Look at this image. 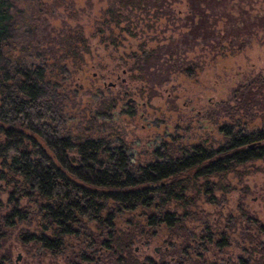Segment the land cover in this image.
<instances>
[{
    "label": "trees",
    "instance_id": "obj_1",
    "mask_svg": "<svg viewBox=\"0 0 264 264\" xmlns=\"http://www.w3.org/2000/svg\"><path fill=\"white\" fill-rule=\"evenodd\" d=\"M169 1L175 0H107V23L121 22L120 9L146 12L160 9ZM226 1L185 0L187 14L182 26L186 32L182 40L157 46L134 60L136 79L149 84V99L156 96L153 87H160L170 75L191 73L197 67L186 60L185 49L178 52L179 42L188 50L200 45L214 51L223 48L225 42L226 50L235 53L256 31H264V12L236 18L218 11ZM222 20L223 27L215 29ZM15 26L9 0H0V185L8 190L12 205L0 214L1 242L6 236L3 228L25 222L28 212L26 207H19L24 201L36 211L43 233L22 235V240L32 243L38 252L61 254L68 244L71 258L74 248L76 256L96 248L99 258L111 259L107 264H123L117 259L133 257L131 245L136 235L145 233L134 219L136 212L144 217L147 228L164 227L167 241L174 234L186 237L189 230L182 222L195 216L191 209L196 202L201 198L211 200L212 187L225 193L229 190L221 177L237 166L264 160V125L254 130L246 126L254 120L253 113L264 115V75L233 89L235 112L228 105L219 106V112L232 124L218 127L222 143L217 148L180 146L170 137L169 142L155 145L151 161L135 165L132 152L117 143L116 135H112L114 141L112 136L87 135L85 132L93 129L91 121L84 128L71 125L72 118L64 110L65 100L57 83L47 76L46 66L31 69L21 57L4 56L3 46ZM76 37L75 41L70 38L61 43V58L72 63L82 60L77 43L83 47L84 40L80 34ZM114 103V99L101 101L99 115L113 120ZM233 114L246 116L247 121L241 124ZM209 177L218 178L217 183H209ZM123 213L129 214L131 227L120 229L115 220ZM246 216L242 211L241 217ZM248 223L264 228V221ZM254 232L262 235V231L252 230L246 235L248 242L254 241L249 238ZM9 257V253L2 254L0 264Z\"/></svg>",
    "mask_w": 264,
    "mask_h": 264
},
{
    "label": "rangeland",
    "instance_id": "obj_2",
    "mask_svg": "<svg viewBox=\"0 0 264 264\" xmlns=\"http://www.w3.org/2000/svg\"><path fill=\"white\" fill-rule=\"evenodd\" d=\"M9 2L16 26L3 46L4 56L21 57L31 69L46 66L47 76L57 83L65 100L64 110L72 118L71 125L84 128L91 121L93 129L86 131L87 135H116L117 143L132 152L135 165L151 161L155 145L169 142L170 137L180 146L200 144L217 148L222 143L218 127L232 124L219 112V106L228 105L235 112V104L231 101L233 89L264 75V31H256L245 47L235 53L226 50L225 42H222L223 48L215 51L200 45L188 50L179 42L178 52L185 49L186 60L198 64L197 67L191 73L170 75L160 87H153L156 96L149 99V84L136 79L137 71L132 69L134 60L157 46L182 40L186 32L182 26L187 14L185 0L169 1L160 9L150 8L146 12L120 9L122 19L118 25L107 23V0ZM217 9L236 18L259 16L264 12V0H227ZM223 23L224 20L217 22L215 29H221ZM79 34L84 40L83 47L77 43L81 62L64 60L61 43L70 38L75 41ZM111 99L115 100L113 120L98 112L101 101ZM257 113H253L254 120L246 124L250 130L264 125L263 113ZM233 115L241 124L247 121L246 116ZM217 179L209 177L208 181L216 184ZM221 179L229 190L225 193L212 187L211 200L201 198L191 209L195 216L183 219L187 229L194 228L197 232L203 222L210 225L213 219H221L235 211H245V218L264 221V160L237 166ZM7 193L8 190L0 185L2 215L12 207ZM23 206L28 212L25 222L3 228L6 236L4 242L0 241V256L10 255L5 264H65L64 255L38 252L32 243L22 240V235L43 233L36 211L21 201L19 207ZM138 214L135 213L134 219L145 233L136 235L131 248L137 249L135 256L139 259L143 256L155 258L152 249L167 241L168 232L162 226L147 228L144 217ZM129 217L128 213L121 214L115 220L116 227L123 229L129 225ZM245 218L241 217L239 229L250 234ZM182 236V233L171 235L170 241H181ZM146 241H149L148 248L144 247Z\"/></svg>",
    "mask_w": 264,
    "mask_h": 264
},
{
    "label": "flooded vegetation",
    "instance_id": "obj_3",
    "mask_svg": "<svg viewBox=\"0 0 264 264\" xmlns=\"http://www.w3.org/2000/svg\"><path fill=\"white\" fill-rule=\"evenodd\" d=\"M221 219H213L209 223L203 222L199 231L188 229L187 236H182L181 241H163L161 245L154 247L155 258L143 256L137 258V249L132 252L133 257L117 259L123 264H264V228L262 226H250L248 229L260 230L262 235L253 233L247 241V232L241 231V212L228 213ZM254 219H248L247 222ZM246 230V229H245ZM144 231V230H143ZM247 231V230H246ZM143 235V234H141ZM260 239V240H257ZM244 239V241H242ZM262 239V240H261ZM149 241L144 243L148 248ZM94 244V243H91ZM64 245L63 251L65 264H107L111 261L98 257L97 249H89V252H77L71 257Z\"/></svg>",
    "mask_w": 264,
    "mask_h": 264
}]
</instances>
